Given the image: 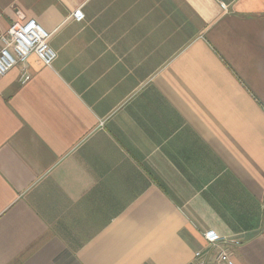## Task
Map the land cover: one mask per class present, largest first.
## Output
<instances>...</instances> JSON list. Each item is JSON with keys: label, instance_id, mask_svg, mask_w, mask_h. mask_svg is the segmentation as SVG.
<instances>
[{"label": "crops", "instance_id": "obj_1", "mask_svg": "<svg viewBox=\"0 0 264 264\" xmlns=\"http://www.w3.org/2000/svg\"><path fill=\"white\" fill-rule=\"evenodd\" d=\"M18 14L56 59L0 77V264H195L210 230L264 264V0H0V34Z\"/></svg>", "mask_w": 264, "mask_h": 264}, {"label": "built area", "instance_id": "obj_2", "mask_svg": "<svg viewBox=\"0 0 264 264\" xmlns=\"http://www.w3.org/2000/svg\"><path fill=\"white\" fill-rule=\"evenodd\" d=\"M224 9V8H223ZM71 18L75 21L83 20L80 10L73 12ZM52 34L43 29L34 20H25L18 14L7 31L0 34V77L5 76L15 67L19 68V82L21 85L30 80L27 62L31 55H35L45 66H51L56 59L55 52L49 46ZM206 252L194 254L195 264H236L227 249L220 248V244L227 241L226 237L210 230L203 235ZM239 241L233 246L238 247ZM211 249H217L211 254Z\"/></svg>", "mask_w": 264, "mask_h": 264}]
</instances>
